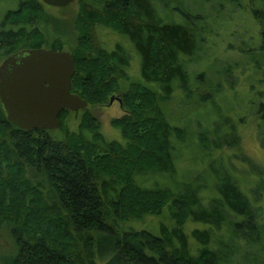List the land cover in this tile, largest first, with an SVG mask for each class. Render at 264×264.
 Returning <instances> with one entry per match:
<instances>
[{"label": "trees", "instance_id": "obj_1", "mask_svg": "<svg viewBox=\"0 0 264 264\" xmlns=\"http://www.w3.org/2000/svg\"><path fill=\"white\" fill-rule=\"evenodd\" d=\"M11 1L15 7L0 20V61L44 43L38 26L47 17L43 3ZM75 2L70 92L87 103L102 102L125 74L131 49L143 84L134 82L123 92L128 114L112 119L122 142L105 140L86 107L72 130L65 123L70 111L61 110L54 138L50 130L17 128L0 106V226L6 225L15 247L8 264H231L240 244L257 242L244 233L264 231V164L245 153L238 134L244 120L207 108L222 91L217 84L200 93L201 106L170 122L150 86L163 99L178 91L182 103L205 86L194 58L202 56L206 39L198 37L193 13L180 0ZM247 2L261 17L260 41L228 46L238 53L264 51V0ZM95 25L131 47L116 42L105 49ZM204 31L212 34L209 26ZM50 47L62 49L57 38ZM251 70L248 101H241L250 110L235 104L232 113L254 119L253 141L264 151V68ZM222 77H229L226 71ZM235 84L228 82L232 95L244 89ZM137 114L144 120L135 124L129 115ZM151 130L155 135L147 143ZM145 216H161L158 234L125 224Z\"/></svg>", "mask_w": 264, "mask_h": 264}, {"label": "rangeland", "instance_id": "obj_2", "mask_svg": "<svg viewBox=\"0 0 264 264\" xmlns=\"http://www.w3.org/2000/svg\"><path fill=\"white\" fill-rule=\"evenodd\" d=\"M181 1L182 4L179 6H182L189 12L193 13L194 19L192 20V23L198 28V37L200 39L205 37L206 39V44L204 45L205 51H203L202 56H198L199 54L197 53V57L194 58L197 60L196 65L198 71H204L203 78L206 84L203 88L199 89V92L197 91L199 96L195 94L192 95L186 103H182L180 96H177L179 95L177 93L178 91L174 92L177 95L170 98H161V94L154 89L155 86L150 84L155 91L157 99L154 103L158 105L160 111L168 121L173 122L180 120L195 108L201 106L197 105L199 100L198 97L200 98L201 92L208 91L210 90V87L212 89L215 85L219 84L222 91L213 97L212 103L208 104L207 108L211 110L212 113L221 111L222 114H225L231 120H237L242 117L244 123L239 124L238 134L240 135V138L242 137L241 144L245 148V153H247L248 156L258 164H264V151L259 149L253 141L254 136H256L254 119L251 116H248L249 114L246 115L244 111H240L239 114L232 113L235 104H240L238 105L239 109L250 110L247 104L241 105V101H248V96L245 90V88L247 89V86L245 85L252 82V77L255 76L251 69L255 66L264 68V51L248 50L244 53H238L231 50L228 46V43L230 42L232 43V47L235 45L237 46L241 42L248 47H252L258 43L260 41L259 32L262 25V22L260 21L261 17H255L251 8L247 5L249 3L247 0H180V2ZM15 5L16 3L14 1L1 0L0 20L4 11L8 8H14ZM42 7L44 14L47 16L43 17L38 23L39 29L44 35V43L42 46L50 47L52 40L57 38L61 43L62 50L70 52L77 45L72 21L77 10V3L73 2L63 7H51L42 4ZM207 14L209 15L208 20L205 18ZM208 26L210 27V31H212L209 32L212 34L204 35L206 34L204 30ZM94 31L95 37H97L98 41L107 50L114 48L116 42H119V44L126 50L131 47L130 42L126 38L114 35L107 28L95 25ZM207 37H209L210 41ZM200 47L201 45H199L198 50L202 52ZM131 50L133 54L130 55L128 53L129 64L127 68L124 69L125 74L122 77L117 78L116 89L107 93L102 102H86V111L90 114L91 118L97 122L98 131L101 132L105 140L123 141L119 130L112 124V119L120 117L123 111H126L127 113V109L123 104L121 96L123 92L134 82L143 84L139 78L138 55L133 49ZM225 71L229 76L227 78L222 77V73ZM257 74L256 77L260 75L259 73ZM230 80H236V84L233 86L234 88L244 89H239L232 95L231 91L227 88ZM74 94L78 96L77 93ZM110 97H113L111 101H109ZM114 98H118V100H113ZM134 100L136 101V99ZM80 113V109L76 112L70 111V114H67L66 118L64 117L65 123L69 129L72 130L76 128ZM136 116L137 118H133V115H129V118L134 123L136 119L138 122L139 119H141V121L144 120L139 114ZM135 124H137V122ZM156 130L157 129L154 127L153 131L155 133ZM54 131L57 132L58 130L52 129L49 134L51 137L55 138L56 134ZM153 133L151 130V138H145L147 143L152 142V138L155 135V133ZM154 141L155 140H153V143ZM237 162L239 167L243 169V162L240 160ZM160 220L162 221L161 216H145L140 221L131 220L125 224H130L133 227H137V229H145L154 234H158V223ZM145 225H147V227H144ZM244 235L245 239L248 240L257 237V242L240 244V251L235 255L231 264H264V231L262 230L254 236V233L251 230L244 233ZM14 254V244L10 239V234L6 225L3 224L0 226V264H8L11 262Z\"/></svg>", "mask_w": 264, "mask_h": 264}, {"label": "water", "instance_id": "obj_3", "mask_svg": "<svg viewBox=\"0 0 264 264\" xmlns=\"http://www.w3.org/2000/svg\"><path fill=\"white\" fill-rule=\"evenodd\" d=\"M40 1L51 7H63L76 0ZM73 71L70 52L62 49L26 48L2 58L0 106L5 119L22 130L57 128L61 110H81L87 104L70 92Z\"/></svg>", "mask_w": 264, "mask_h": 264}, {"label": "flooded vegetation", "instance_id": "obj_4", "mask_svg": "<svg viewBox=\"0 0 264 264\" xmlns=\"http://www.w3.org/2000/svg\"><path fill=\"white\" fill-rule=\"evenodd\" d=\"M116 98H114L113 100H115ZM117 100V99H116Z\"/></svg>", "mask_w": 264, "mask_h": 264}]
</instances>
